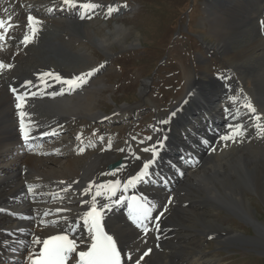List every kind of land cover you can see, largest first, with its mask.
I'll list each match as a JSON object with an SVG mask.
<instances>
[{
	"label": "bare ground",
	"instance_id": "bare-ground-1",
	"mask_svg": "<svg viewBox=\"0 0 264 264\" xmlns=\"http://www.w3.org/2000/svg\"><path fill=\"white\" fill-rule=\"evenodd\" d=\"M221 1L225 3L221 8L214 7L217 2L209 3L212 9L207 18L210 31L215 37V49L223 50L221 52L224 57L234 60L237 68L249 66L254 73L253 80L258 84V93L263 97L264 41L256 34L258 20H253L262 4L260 0ZM74 2L73 7L64 5L63 0H0L1 18L6 21L11 17L9 23H13L8 38L14 35L12 42L0 43V61L4 65H11L0 68V161H8V164L0 162V264H11L12 257L8 255V251L16 242L22 245L26 254L34 250V234L42 238L60 229L68 231L74 227L77 244H81L80 237H85L86 234L82 217L89 210L88 205H92L93 197H96L98 206L110 203L117 196L123 182L135 175L148 161L146 158L137 157L130 139L116 148H95L99 145H93V136L87 132L94 122L104 119V114L96 110L98 103L95 102L96 99L90 100L89 91L86 93L82 89L90 85L96 72L74 94L67 92V86L57 83L53 77L41 76L44 72H52L58 73L64 79H70L92 70L81 71L86 65L82 63L86 59L85 52L91 45H95L89 27L101 35L100 46L104 49H108L113 43L119 47L138 45L136 38L127 43L123 30L113 27L114 29L110 28L108 33H104L100 24V18L111 19L123 14L126 10L124 6L107 1L104 3L101 0ZM89 3L99 6H82ZM109 8L112 9L111 12ZM235 11H239L238 16L229 15ZM28 15L38 19L39 23L33 25L38 31L33 42L24 44L21 42L23 36L31 34L26 22ZM246 19L251 20L252 24L243 28ZM233 25L238 26L235 33L231 30ZM249 30L253 32L251 41L233 51L231 46L234 39L246 35ZM258 60L259 64L256 65ZM101 66L104 63L92 68L100 72L103 68ZM25 81H31V84H25ZM10 87L16 92L36 93L25 98L22 109L28 113L25 117L26 131L28 120L32 121L29 136L33 137L29 138L27 144L41 140V133L45 138L44 142L49 137L56 136L50 139L49 145L32 151L34 153L22 161L21 158L28 153L24 152L22 157L15 154L21 139L13 118L17 110L9 93ZM61 88L65 89L64 95H50L52 92L59 93ZM219 93V90L202 77H197L187 84L183 97L171 107L168 118H156L154 125L158 126L157 133L160 137L152 144L159 147V154L155 158L159 162L156 166H150L149 172L154 177L158 172L170 177L166 183L171 187L170 192L165 193L160 186L152 185L154 181L147 186V194L154 204L159 203L163 197L171 198L164 220L161 221L160 238L154 240L151 235L143 237L134 231L121 217L120 210L114 208L113 211H108L110 206L104 210L105 223L117 238L129 259L128 262L172 264L180 260L187 261V264H209L211 262L202 257L199 249L202 237H215L218 244L225 246L236 241H249L264 248V226L253 213L246 196V191H253L264 199V147L256 148L239 140L241 144L234 145L237 149L226 151L235 141L231 139L224 143L225 148L222 150H218L216 146L217 154L214 151L207 153L217 144V140L223 141L220 137L226 134L231 120L236 118V122L239 119L242 123L240 113L243 110L253 112V109L255 112V107L246 100L242 87L239 91L223 97ZM38 97H48L52 101L30 107V103ZM246 105H251V109ZM227 107H231V112L227 111ZM133 116L122 117L119 122H125ZM257 117L260 118V115ZM96 128H100V125L97 124ZM100 130L97 129L96 136L101 134ZM162 136L169 138L166 141ZM205 140L207 143H204ZM157 141L162 144L157 145ZM63 142L71 145H68L67 153L60 151L50 154ZM185 153L189 157H195L196 162L192 165L182 163L180 157ZM114 162L118 163L109 168ZM41 163H45L42 170L38 168ZM174 165H178L177 170L180 169L182 173L180 178L170 175L176 170ZM114 180L121 181V187L117 189L115 196L111 199L108 198V193L96 196V185ZM90 184L91 190L85 192ZM140 187L146 189L145 186ZM30 188L32 191H29ZM110 205H114V202ZM57 208L70 211L57 213ZM219 208L233 211L254 227L256 235L248 239L240 232L224 227L216 219L215 211ZM3 209H12L14 214H7ZM48 210L52 214L44 217L43 213ZM23 213H30V219H22ZM40 219H56L59 224L42 228L39 226ZM8 231H13L16 239L8 235ZM142 247L152 248L151 253L143 260L139 258V249ZM2 259L7 262H2Z\"/></svg>",
	"mask_w": 264,
	"mask_h": 264
},
{
	"label": "rangeland",
	"instance_id": "rangeland-1",
	"mask_svg": "<svg viewBox=\"0 0 264 264\" xmlns=\"http://www.w3.org/2000/svg\"><path fill=\"white\" fill-rule=\"evenodd\" d=\"M101 1L104 3L107 1L114 5L119 3L124 6L123 8L128 7V10H125L122 15L108 18L109 20L100 18L103 32L108 33L110 28L113 27L123 30V35L126 36L124 40L126 39L128 43L136 38L138 45L119 47L113 43L110 45L111 47L104 49L100 46L102 45V40L99 39L101 35L96 34L89 27L95 45H91L90 49L85 52L86 59L82 63L86 65L83 67L85 69H81V71L93 69V66L102 62H104V66L92 83L90 82V86L87 85V88L84 89L83 87L82 90L87 91L86 93L89 91V95L91 94L90 100L94 101L96 99L95 102L98 104L95 108L102 112L104 116L116 114L112 116V119L113 117L115 119L134 116L126 119L124 123H115L111 118L109 119L113 122L108 121L104 124L94 122L87 132L88 134L94 133L97 130V124L100 125V129L105 135L103 140L114 142L112 148L123 145L130 133L141 140L145 136L154 137L155 134L151 127L156 121L155 118H168L171 114V107L183 97L187 84L197 77H202L213 88L219 90V95L222 97L225 94L230 95L239 91L241 87L244 89L246 100L252 102L257 113L254 112L255 114L249 115L247 110L240 113L243 121L242 125L244 129L248 130L245 133L246 137L244 134L241 137L242 139L237 138L236 142L242 140L256 148L264 147V131H262L264 129V96L262 97L258 93V84L253 80L254 73L249 66L237 68L234 60L224 57L221 52L223 50L218 51L215 49V37L211 33L207 22L212 9L209 7V3L215 4L217 2L214 7L221 8L225 4L223 1ZM260 3H264V0H260ZM262 5L261 7H263ZM261 10L262 8L257 9L253 20L264 23V9ZM238 14L239 11H235L229 15L234 17ZM104 19L106 20L104 21ZM249 24H252L251 20H247L245 22L246 26L243 25V28L249 27ZM231 28H233L231 29L233 33L238 31L237 25H233ZM256 34L258 38L264 41V28L262 31H258L257 28ZM252 35L253 32L249 30L246 35L234 39L231 46L233 51L249 43ZM104 42L107 43L106 40ZM262 52L264 54V49H262ZM257 64H259V60ZM97 89L102 90L98 91ZM123 107L125 110H122ZM230 108L227 107L228 112H231ZM252 115L254 117L262 115L261 120L263 122H260L259 118L258 124L253 123L250 120ZM135 116H138V118ZM115 140L117 141L115 142ZM134 142L139 149V153H145L140 150L145 144L136 142L135 138ZM233 142L235 143V141ZM66 144L67 147L70 145V143ZM234 145L236 146V144ZM234 145L228 146L226 151L233 148L237 149ZM61 148L66 147L64 145L60 146ZM220 149L222 150L221 146ZM64 153H67V151ZM15 154L20 157L19 152ZM28 157L24 155L21 161ZM68 158L65 157V159ZM0 162L1 164H8V161L7 163ZM43 164L45 163H41L38 167L40 170H42ZM246 196L253 213L264 226V199L253 191H246ZM215 213L216 219L224 227L240 232L248 239L256 235L254 227L240 219L233 211L219 208ZM202 239L199 249L203 254L202 257L211 262L209 264H264V248L259 245L249 241H236L225 246L218 244L215 237H202ZM172 264H187V261L177 260Z\"/></svg>",
	"mask_w": 264,
	"mask_h": 264
},
{
	"label": "snow or ice",
	"instance_id": "snow-or-ice-1",
	"mask_svg": "<svg viewBox=\"0 0 264 264\" xmlns=\"http://www.w3.org/2000/svg\"><path fill=\"white\" fill-rule=\"evenodd\" d=\"M63 4L66 6H75L74 0H63ZM86 8H95L99 5L95 4H85L82 5ZM111 8H109V11L111 12ZM28 21V27L31 29V36L28 34H25L22 38V43L28 44L31 39H33L38 31L36 27H34V24H38L39 21L32 15H28L27 17ZM3 21L0 20V27H3ZM11 67V65H4L2 62H0V68L3 67ZM103 67V66H101ZM97 69H92L89 72H83L79 76H72L70 79H64L62 78L58 73H52V72H44L41 74L42 77H53L54 80L57 83H60L62 85H66V91L71 93L76 91L78 88H80L83 84L87 83V78L91 77L94 72H96ZM44 82V81H42ZM25 84H31V81H25ZM13 92H15V89H13ZM65 89L61 88L60 92H52L50 95L56 96V95H64ZM36 93H28L25 92L23 94H17L16 95V108L18 110V116L20 118L19 120V127H20V133L22 138L27 142L29 140V133L31 132V125L32 121L29 119L27 124L28 128L26 131V120L25 117L28 116V113L21 110L24 107L25 98L28 95H35ZM249 109H251V105H246ZM254 112V109L252 110ZM172 115H175V113H172ZM255 119H259V117H255ZM161 123H166V121H161ZM228 131L225 135H222L220 137L221 140H231L235 139L236 137H239L243 135L244 126L241 123H235V124H229ZM264 131V129H262ZM147 140H152V137H146ZM143 142V141H141ZM157 145L162 144L161 141L156 142ZM204 143H207L205 140ZM83 151V149H81ZM144 151L151 152L153 154V159H150L146 161L141 169L135 174L130 176L125 182H123V189L127 191L129 187L134 186L137 182H140L144 177H146L148 173V169L150 168V165L155 163V156L157 155V148L155 145L145 148ZM63 183V182H61ZM70 186V185H69ZM98 191L96 193V196H101L104 193H108V198L111 199L112 196H115L116 191L118 188L121 187V181L120 180H114V181H108L106 184H100L96 185ZM91 190V184L89 188L85 189V192H88ZM29 191H32L30 188ZM124 197L121 196L120 199L114 201L115 203H120L121 200H123ZM171 199V198H169ZM109 205L107 203H103L102 206H98L96 202V197H93V203L92 206L89 208L87 212L83 214L82 220L83 225L87 227L88 232L90 233V236L88 239H90L91 243H87L85 240V237H80V242L83 247H86V251H77V241L76 239L70 238L67 234V230L60 229L58 234L55 235H48L44 238H41L39 236L33 235L32 244L33 245H41L39 248L38 253H33L30 258V264H66V261H69V258L73 255L78 257L77 264H120V252L117 250L116 242L114 241L113 237L109 234H107L101 224H100V217L101 212L103 209L108 208ZM152 207H155V205L149 206L148 202L141 198H137L136 196L131 197V199L128 202V215L129 219H131L138 227L142 229L144 233L149 232V227L145 223V221L148 220V218L151 216L152 213ZM70 211L66 208H57V213L67 212ZM51 210L46 211L43 213L44 217H47L51 215ZM163 213H161L159 216L155 217V220L158 222L161 219V216ZM59 224V220L53 219V220H46V219H40L39 220V226L42 228L47 227H55ZM156 228L159 229V223L156 224ZM151 249L146 251L144 253V256L148 255V252H150ZM144 256H141V260L144 259ZM70 264V261H69ZM136 264H140V261H137Z\"/></svg>",
	"mask_w": 264,
	"mask_h": 264
}]
</instances>
